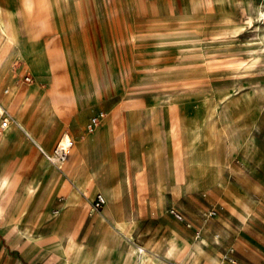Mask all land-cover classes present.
<instances>
[{
    "label": "rangeland",
    "instance_id": "rangeland-1",
    "mask_svg": "<svg viewBox=\"0 0 264 264\" xmlns=\"http://www.w3.org/2000/svg\"><path fill=\"white\" fill-rule=\"evenodd\" d=\"M51 1L32 0L30 13H25L22 0H0L9 9L5 16L13 34L12 24L20 21L19 12L29 14L33 25L28 29L39 33L35 37L38 42L28 46L31 55L12 61L11 83L22 88L46 83L39 72L52 76V82L62 83L57 72L79 69L88 83L89 77L92 83L111 85L116 79L123 85L124 98H136V104L172 101L181 109L182 156L178 155L177 141L173 151L177 171L180 165L185 169L186 188L181 193L188 196L169 206L192 221L194 230L171 215L168 206L164 217L156 222L138 219V225L130 228L133 241L151 248L161 243L168 234L152 233L153 225L165 218L171 229L178 228L193 241L205 239L206 251L217 255L223 264H231L230 259L235 264H264V0ZM0 14L2 18L3 11ZM21 26L26 30L24 23ZM22 61L27 70L22 69ZM5 68H0V78ZM25 75L32 76L31 82L24 80ZM68 77V82L76 81L72 75ZM7 88L5 102L18 117V97L11 86ZM226 93H231L226 100L233 103L228 108L230 129L239 139L248 140L253 150L245 155L240 148H229L231 161L221 169L218 182L208 164L217 163L206 159L213 157L209 152L214 148L218 160H224V138L217 133L201 138L198 117L209 106L220 108L223 102L216 96ZM31 96L37 97L36 92ZM0 105L7 108L2 101ZM127 108L131 113L137 110ZM137 130L141 131L139 127ZM57 139L44 146L48 153ZM20 162V158L13 160ZM11 173L28 178L34 171ZM248 199L253 201L248 216L242 218L237 206ZM210 210L214 213L207 217ZM170 243L174 244L171 255L176 259L181 251L183 259L189 256L191 247L179 245L173 238L160 247ZM162 260L176 264L173 259ZM196 264H204L203 259Z\"/></svg>",
    "mask_w": 264,
    "mask_h": 264
},
{
    "label": "crops",
    "instance_id": "crops-1",
    "mask_svg": "<svg viewBox=\"0 0 264 264\" xmlns=\"http://www.w3.org/2000/svg\"><path fill=\"white\" fill-rule=\"evenodd\" d=\"M3 6L7 12L9 9ZM12 26L19 38V48L14 56L9 58V62L5 61L8 58L6 55L0 63L2 68L7 62L0 78V91L3 88L5 95L9 93L7 86L18 90V84L11 83L12 61L14 58L21 59L25 55L29 57L31 53L28 51V46L38 42L35 37L39 34L33 29L23 30L20 22L13 23ZM22 69H26L23 61ZM74 71L77 72L66 70L57 72L56 75L63 80L62 83L52 82V76L48 74L37 73L38 76L43 75L42 78L47 82L32 83L29 87H25L30 95L34 91L39 98L33 105L26 102L21 104L19 111L21 120L5 107L0 110L1 117L7 112L21 126L11 122L5 129H0V161L2 155L4 160L0 165V174H8L16 187L3 212L4 220L0 222V264L130 262L123 258V253L126 241H133L130 229L133 226L114 224L105 214L103 210L107 201L105 192L116 181H120V203L125 205L126 214L133 213L138 221L153 222L164 217L166 208L170 204L188 196L187 192L173 195L170 191L172 176L167 156L163 160L166 166L154 168L153 165L158 155L165 153L169 155L174 148L173 143L159 144V152L150 155L153 143L149 136L150 134L153 136L157 128L152 123L141 131L137 130L140 123L139 114H133L127 108H136L144 113L147 106L155 103L148 104V100L136 104V98H124L123 85L116 79L111 85L101 81L92 83L89 77L88 83L83 81V72L79 69ZM87 74L91 75L90 72ZM69 75H72V79L76 81L68 82ZM231 104L233 103L226 100L221 106L225 112L228 130L237 146L242 148L245 155H250L253 150L252 145L248 140L242 139L245 140L242 141L236 137L230 129L228 108ZM97 111H103L104 117L96 129L87 131L86 124L90 116ZM180 111L181 109L176 105L164 113L161 127L165 126V117H169L170 120L176 119ZM22 122L31 124L33 134ZM212 123L211 132L221 135L220 125L215 119ZM62 131H67L71 135L72 145L69 155L62 164L63 167L58 168L46 158L43 151L47 153L44 146L49 147L57 136V142L59 141ZM209 155L213 156L214 161L218 160L214 148ZM16 158H20L21 162L13 163ZM103 158L104 161L100 163ZM214 165H210L213 178L220 182L221 169L226 167ZM28 170L34 171L28 178L11 173ZM92 172H95L94 176ZM150 174L153 178L152 182L148 181ZM179 178L186 182L185 169L181 165ZM176 180L179 181L178 178ZM27 184L38 188L35 197H29L28 194L23 196L22 188ZM19 187L21 189L18 191ZM157 191L163 195V199L161 201L157 198L159 207L151 210L149 198L156 197ZM97 193L105 197L101 210L86 211L85 203L91 205ZM252 201L248 199L246 204L237 206L242 218L248 216V206ZM99 213L104 216L101 222H99ZM153 226L155 229L152 233L168 234V236L161 243L154 244L152 248L151 245L148 246L150 250L160 247L168 239L173 238L179 245L187 244L194 249L191 259L194 264L200 259H203L204 264H223L221 262L224 261L219 260L217 255L206 251L205 239H198L200 243L194 244L193 240L178 228L171 229L169 221L165 218ZM136 228L137 226L132 231L133 236ZM190 229L194 230V224ZM66 236L74 237L67 240ZM162 258L173 259L176 264L180 262L172 255L160 256V260L165 262Z\"/></svg>",
    "mask_w": 264,
    "mask_h": 264
},
{
    "label": "bare ground",
    "instance_id": "bare-ground-1",
    "mask_svg": "<svg viewBox=\"0 0 264 264\" xmlns=\"http://www.w3.org/2000/svg\"><path fill=\"white\" fill-rule=\"evenodd\" d=\"M49 2L53 3L51 0H49ZM22 4L24 6L23 9H24L25 13H30V10L32 9V0H22ZM0 10L3 11V13H4V14H2L3 17L0 19V63H2V60L6 55H8V58L5 61L9 62V60H10L9 58H11V56H14V54L18 51L19 47H18V41H17L16 35H15V33L13 34V32L10 28L11 27L10 21L5 16V14L7 13L6 9L1 3H0ZM19 13H20V16H19L20 24H21V22L24 23L26 25V31L30 30V29H28L30 27L29 24L32 26L33 20L31 18H29V14H27V16H25V15L22 16L21 12H19ZM9 50H10V54H8ZM6 65H7V62H6V64H4V66H6ZM13 94L18 97L17 103H16V105H18V106H21V104H23L24 102H26V104L28 103L30 105H33L39 98L38 96L37 97L31 96L28 93V89L22 88L20 86H18L17 91L15 89H13ZM230 94L231 93H226V94L216 96V97L218 98L219 102H223V101L226 102V99L228 98V96ZM7 97H9V95L8 96H7V94L5 95L3 88H2L0 91V100L6 104V107L8 110H12L11 104L9 102H5V99ZM153 106L154 107H150V106L148 107L147 106L146 111L144 113H141L138 110L133 112V114H135V113L139 114L140 123H139L138 127L140 130L150 126L152 123L155 124V126L157 128L156 131L154 132L153 136L151 134L149 136L150 139L152 140V143H153V146L151 147V150H150V155L154 154V153L157 154L159 152V144H162V145L163 144H170L171 145L173 143V145H175V141H177V148L179 150H181L178 153V155L182 156V147H181L182 120H181V116L178 114L176 119H172V120H170L169 117H165L166 123H165V126L162 128L161 123L163 122V114L167 113V111L169 109L174 108L172 101H170L167 104L155 103V104H153ZM207 107L208 106H206V109H207ZM2 108H3V106L0 105V110ZM208 108H209L208 111H205L206 113H204V114L201 113L198 117V123H199L201 138H206V137H209L211 135V133H212L211 129L213 127L212 121H213V119H215L221 127V135L220 136L222 138H224V145L226 147L225 148L226 153H225L224 160L221 162L219 160L214 161L212 158L206 159V161H208V162L212 161V162L217 163V165H219V166L222 165V166L227 167L229 165V162L231 161V155L229 152V148L234 147L235 149H238L239 147L237 146L236 142L234 141V139L232 138V136L228 130V125L226 122L225 112L223 110V107L213 108V107L209 106ZM4 116H7V119H8L7 126L11 122H13L15 124L14 121H16V120L11 115H9L7 112H6V115H3L2 117H4ZM2 117H1V122L3 119ZM18 118H20V117H18ZM20 120H21V118H20ZM1 122H0V124H1ZM22 123L25 124L26 128L28 129V131L30 133L33 132L32 128H31V124H27L24 122H22ZM0 129L3 130V128H1V127H0ZM61 133L64 136L63 137L64 140L69 139V141L71 142V145H72L71 135L67 131H62ZM212 134L214 135V133H212ZM242 141H245V140H242ZM111 144H109V145L111 146ZM70 149H71V146L69 147V151H70ZM68 155H69V152H68ZM165 157L168 158V166H169L170 173L172 176L170 191L172 192L173 195H177L184 190L186 182L179 178L180 177V169H178V171H177L176 159H175L176 157H175L173 149H171V152L169 153V155H167L166 153L162 154L161 156L158 155V157H157L156 161L153 163V165H154V168L166 166V162H163ZM100 161H101L100 163H102L104 161V158ZM208 164L213 165L212 163H208ZM60 168H61V166H60ZM178 172H179V175H178ZM94 174H95V172H92V176H94ZM211 174H212V172H211ZM176 178H179L180 180L177 181ZM148 181L149 182L153 181L151 174L148 177ZM13 183L14 182L10 179L8 174H2V173L0 174V222L1 223L4 220L3 212H4L5 208L7 207L9 200H10L11 196L13 195L14 190L16 188ZM122 183H123V181H122ZM97 188H98V186H97ZM23 189H24V194H28L29 197H34V195L38 191V188H36L35 185H31V184L24 185ZM105 194L107 196V201L103 207V210H104L105 214L107 216H109V218L112 220V222L114 224H117V225L127 224L129 227L134 226L136 221H137V219L135 218V215L133 213L126 214L125 207H124L125 205L123 206V204L120 203V198H121V183H120V181H116L114 183V185L110 189H108V191L105 192ZM157 198H160L161 201L163 199V195L159 191L156 192V197L152 196L149 198V205L151 207V210H156L159 207V203L157 202ZM127 207H128V205H127ZM85 208L86 209L88 208L89 212L90 211L98 212V211H94L92 209L91 205H89L88 203H85ZM6 211H8V210H6ZM20 212L21 211H19V213ZM99 214H100L99 222H101L102 220H104V216L102 215V213H99ZM73 237L74 236H66V239L69 240L70 238H73ZM193 242H194V244L200 243L199 240H194ZM173 249H174L173 243L166 244L162 248L161 247H155L153 250H150L148 248V246H144V248H143L141 246H137L136 243L133 242L132 240H129V241H126V247H125V250L123 253V258L125 260H129L130 262H109L108 264H165L164 262H162L160 260V256L171 255ZM183 254H184V251H181L178 254V256H177L178 261L182 262L183 264H194V262H191V259L194 255V249L191 248L189 256L186 259H183ZM229 261L231 263L235 264L233 260L230 259ZM90 264H95V263L91 262ZM100 264H106V263L103 262Z\"/></svg>",
    "mask_w": 264,
    "mask_h": 264
},
{
    "label": "built area",
    "instance_id": "built-area-1",
    "mask_svg": "<svg viewBox=\"0 0 264 264\" xmlns=\"http://www.w3.org/2000/svg\"><path fill=\"white\" fill-rule=\"evenodd\" d=\"M31 76L30 75H25L24 76V80L26 82H31ZM104 117V112L103 111H97L95 112L93 115L90 116L87 124H86V130L87 131H93L94 129H96L98 127V125L100 124L101 120ZM2 122L0 124L1 128H6L7 124H8V119L7 116L2 117ZM9 118V117H8ZM16 126H19V123L14 121ZM25 133L28 135V133L25 131ZM29 136V135H28ZM64 136L62 135L59 139V141L57 142L55 148L53 149V151L49 154L43 151L44 155L46 156V158L55 166H57L58 168H60V166L63 164V162L66 160L67 156H68V152H69V147L71 146V142L68 140H64L63 138ZM105 203V197L103 194L101 193H97L94 200L92 201L91 207L94 211H100L102 206ZM168 212L173 215L176 219L183 221L186 225V227L188 228H192L193 224L190 220H186L184 218V216L182 215V213L176 209L175 207H169L168 208ZM214 213V210H210L206 216H211Z\"/></svg>",
    "mask_w": 264,
    "mask_h": 264
}]
</instances>
